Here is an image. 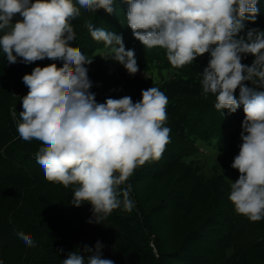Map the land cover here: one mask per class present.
<instances>
[{"label":"clouds","instance_id":"1","mask_svg":"<svg viewBox=\"0 0 264 264\" xmlns=\"http://www.w3.org/2000/svg\"><path fill=\"white\" fill-rule=\"evenodd\" d=\"M116 0H0V49L10 64L17 57L25 63L45 58L63 61L35 67L22 78L29 89L22 98L23 111L17 132L24 141L42 143L36 152L45 179L67 188L76 185L71 203L92 206L97 223L121 205L131 211L134 171L150 160H159L170 143L168 97L157 87L142 90L141 99L108 98L97 103L86 65L93 63L79 47L72 20L81 10L103 9L112 14ZM127 26L145 48L159 47L173 66L192 63L210 52L201 72L202 94L215 97L218 111L235 113L243 106L239 154L231 167L239 178L231 183L229 200L238 215L251 222L264 219V91L248 82L264 83V31L245 28L255 23L258 0H124ZM19 14L22 20L13 23ZM91 38L108 49L104 59L123 65L129 75L138 71L135 51L125 48L123 36L85 22ZM215 46L214 48L212 46ZM252 55L251 65L242 55ZM239 89V99L234 95ZM246 133V134H245ZM121 185H126L120 188ZM122 197V199H121ZM29 247L30 234L18 232ZM103 245L84 246L68 253L62 264H115L102 258ZM60 251H63L61 249Z\"/></svg>","mask_w":264,"mask_h":264},{"label":"trees","instance_id":"2","mask_svg":"<svg viewBox=\"0 0 264 264\" xmlns=\"http://www.w3.org/2000/svg\"><path fill=\"white\" fill-rule=\"evenodd\" d=\"M127 9L128 4L124 0H116L112 14L103 9L96 12L82 9L81 16L71 21L76 40L71 41L70 46L79 47L86 56L93 58V63L86 67L92 82L90 92L95 94L97 103L123 96H130L135 103L142 98V90L150 87H157L168 97L164 126L171 129L170 143L159 160H150L138 167L127 183L133 185L141 177L162 183L152 218H157L161 228L168 225L174 230L178 220H183L185 228L181 233L178 231L175 250L171 251L173 255H169L177 254L178 258L185 255L194 264H215L224 257L225 249L233 245L236 233L234 206L229 200L231 183L222 174L206 179L196 166L184 162L180 155L190 154L198 143L220 152L230 147L243 131V107L235 113H229L227 109L218 111L214 107L215 97L202 94L201 72L208 65L210 52L185 66H173L164 49L145 48L133 37L126 22ZM88 20L96 27L123 36L126 50L135 51L139 71L134 76L129 75L123 65L103 58V50L106 52L108 49L103 42L91 38L85 27ZM251 56H242V63L251 65L254 60ZM53 63L57 67L63 66V61L47 58L25 63L17 57V62L10 64L0 49V186L12 183L18 189V193L0 203V236L10 229L12 237L17 240L20 239L18 232L28 231V224L21 219L22 215L15 218L20 212L19 202L21 195L25 194L24 188L34 193L37 189L64 187L47 181L42 167L37 164L35 156L42 143L24 141L17 132V125L22 122L19 115L23 111L22 98L29 91L22 81L23 76L31 74L37 66L45 67ZM248 87L264 91V83L248 82ZM234 95L239 97V89ZM75 187L70 185L66 189L73 193ZM163 201L167 203V208L162 206ZM120 210L123 212L113 210L111 213L116 218L127 216L123 205ZM55 222L48 220L44 223L43 228L47 229L42 234L44 239L33 240L35 246H28V256L24 255V250L19 251L9 264H62L69 252L59 239V225ZM130 233L135 238L134 232ZM235 256L234 252L232 257ZM242 258L249 260V256ZM0 264H5L1 258Z\"/></svg>","mask_w":264,"mask_h":264},{"label":"rangeland","instance_id":"3","mask_svg":"<svg viewBox=\"0 0 264 264\" xmlns=\"http://www.w3.org/2000/svg\"><path fill=\"white\" fill-rule=\"evenodd\" d=\"M257 8L259 12L255 23L245 20V28L239 35H246L248 29L254 28L264 31V0H258ZM18 20H22L19 14L14 16L13 23ZM107 52L103 50L105 55ZM241 144L240 134L232 145L222 152L198 143L197 148L190 154H181L180 157L187 164L196 166L206 179L222 174L226 181L232 183L240 175L231 165L234 157L239 154ZM161 185L158 180L139 178L131 185L130 198L135 206L130 213L127 211V216L121 214L119 218L111 213L101 223L96 222L89 203L74 206L71 203L73 193L64 187L37 189L34 193L27 192L29 188H24L25 194L21 195L19 202L20 212L16 213L15 218L22 215L21 219L28 224L29 232L25 234H30L33 240L44 239L42 234L47 230L43 228L46 221H56L59 225V239L65 249L68 252L79 250L85 255V259L90 254L84 253V246L95 249L96 243L100 242L103 245L102 258L111 259L115 264H194L185 255L180 258L176 257L177 254L169 255H173L171 251L175 250L178 231L181 233L185 230L182 226L183 220H178L177 229L174 230V227L168 225L161 228L157 218H152V210L160 194ZM125 186L121 185L120 188ZM17 191L14 184L4 183L0 186V203H4L7 198L18 193ZM162 206L167 208V203L163 201ZM120 207L115 211L123 212ZM234 216L236 233L233 245L225 249L224 257L215 264H264V241L258 244L264 240V219L251 222L235 211ZM130 232H134L135 238ZM12 235V230L6 229L0 236V258L5 264H9L11 258L19 251L24 250L26 256L29 254L28 246ZM234 252L236 256L233 258ZM244 256H249V260H243Z\"/></svg>","mask_w":264,"mask_h":264}]
</instances>
